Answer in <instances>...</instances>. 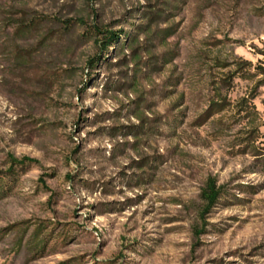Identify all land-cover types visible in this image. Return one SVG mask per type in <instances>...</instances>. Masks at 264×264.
Masks as SVG:
<instances>
[{"label":"rangeland","instance_id":"1","mask_svg":"<svg viewBox=\"0 0 264 264\" xmlns=\"http://www.w3.org/2000/svg\"><path fill=\"white\" fill-rule=\"evenodd\" d=\"M237 61L264 70V0H0V264H264Z\"/></svg>","mask_w":264,"mask_h":264},{"label":"trees","instance_id":"2","mask_svg":"<svg viewBox=\"0 0 264 264\" xmlns=\"http://www.w3.org/2000/svg\"><path fill=\"white\" fill-rule=\"evenodd\" d=\"M97 35L104 34V38L101 42L102 50L104 52H108L110 48L114 45L118 44L120 40L126 39V34H115L108 32H99L96 31ZM129 44H133L134 40H130ZM134 54V53H133ZM252 68L250 63L245 61H237V69L235 72L237 73V78L242 80H252L255 77L262 76L263 79L254 83L253 87L250 89L249 93L240 99L237 100V103L234 105L236 110L237 119L239 122L243 124L244 129L241 133L244 137L241 139L244 150H246V154L253 157L255 162L258 163L259 167L264 170V147L263 149H256L254 144L258 141L261 136L260 128H264V121L261 122L258 112L255 109L253 101L258 96V92L260 87L264 85V70L259 68H253V71H250ZM220 103H212L209 106V116L217 115L230 107V103L226 100L220 99ZM264 145V141L261 143ZM12 165L24 166L34 164L35 162L31 159L24 158L20 161H11ZM221 189L215 188L213 183H207L205 188L201 193V198L205 201L207 208L211 207L213 204L217 202V199L221 195Z\"/></svg>","mask_w":264,"mask_h":264}]
</instances>
